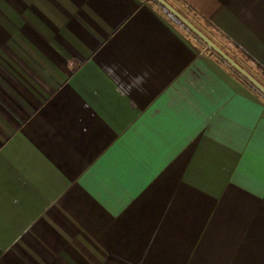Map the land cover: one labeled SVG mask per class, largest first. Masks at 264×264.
Returning a JSON list of instances; mask_svg holds the SVG:
<instances>
[{"label":"crops","instance_id":"0c3cea01","mask_svg":"<svg viewBox=\"0 0 264 264\" xmlns=\"http://www.w3.org/2000/svg\"><path fill=\"white\" fill-rule=\"evenodd\" d=\"M167 1L264 72V0ZM0 264H264V99L148 0H0Z\"/></svg>","mask_w":264,"mask_h":264},{"label":"rangeland","instance_id":"374dc122","mask_svg":"<svg viewBox=\"0 0 264 264\" xmlns=\"http://www.w3.org/2000/svg\"><path fill=\"white\" fill-rule=\"evenodd\" d=\"M151 4L156 6L164 15H166L169 20H171L175 25H178L180 29L185 32L191 40L195 43L196 48L201 51H205L211 55H213L219 63L224 65L235 77H237L240 81H242L245 85H247L250 89H252L254 92L259 94L263 99L264 95L258 91L252 84H250L243 76H241L229 63L224 61L215 51H213L211 48H209L205 42H203L200 38H198L193 32H191L188 28L185 26L179 24L174 17L168 13L160 4H158L155 0H148ZM211 28V27H210ZM209 28V29H210ZM212 37L216 39L215 42L223 49L225 50L229 55H231L237 62H239L245 69H247L250 73H252L257 79H259L264 84V72L260 69H258L256 66H254L253 63H251L247 57L242 54L237 48H235L233 45H230L229 42H227L219 33L211 32Z\"/></svg>","mask_w":264,"mask_h":264},{"label":"water","instance_id":"95a60500","mask_svg":"<svg viewBox=\"0 0 264 264\" xmlns=\"http://www.w3.org/2000/svg\"><path fill=\"white\" fill-rule=\"evenodd\" d=\"M161 5H163L171 14L180 19L189 30H191L198 38H200L206 45L224 58L233 68L240 72L244 77H246L252 84L256 86L264 94V84L257 79L252 73L245 69L239 62H237L231 55H229L225 50H223L212 38H210L205 32H203L197 25H195L191 20L184 16L180 11H178L173 5H171L167 0H157Z\"/></svg>","mask_w":264,"mask_h":264},{"label":"trees","instance_id":"16d2710c","mask_svg":"<svg viewBox=\"0 0 264 264\" xmlns=\"http://www.w3.org/2000/svg\"><path fill=\"white\" fill-rule=\"evenodd\" d=\"M158 4H160L157 0H155ZM161 5V4H160ZM168 13H170L163 5H161ZM171 14V13H170ZM174 19L181 25L185 26L184 23L178 19L177 17H175L173 14H171ZM187 28V26H185ZM191 31V30H190ZM192 32V31H191ZM198 37V36H197ZM219 55V54H218ZM220 56V55H219ZM221 57V56H220ZM222 58V57H221ZM224 61H226L224 58H222ZM227 62V61H226ZM228 63V62H227ZM235 69V68H234ZM236 70V69H235ZM237 71V70H236ZM238 72V71H237ZM241 76H243L240 72H238ZM244 77V76H243ZM250 84H252L246 77H244ZM255 88L256 86L254 84H252ZM258 91H260L258 88H256ZM261 92V91H260ZM262 93V92H261ZM263 94V93H262ZM264 95V94H263Z\"/></svg>","mask_w":264,"mask_h":264}]
</instances>
